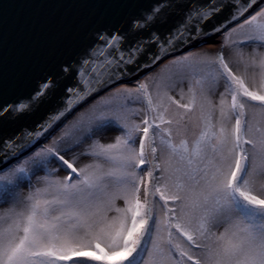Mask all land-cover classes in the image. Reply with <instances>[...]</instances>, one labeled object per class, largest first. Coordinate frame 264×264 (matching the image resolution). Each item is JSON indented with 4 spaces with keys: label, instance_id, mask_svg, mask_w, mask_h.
<instances>
[{
    "label": "snow or ice",
    "instance_id": "obj_1",
    "mask_svg": "<svg viewBox=\"0 0 264 264\" xmlns=\"http://www.w3.org/2000/svg\"><path fill=\"white\" fill-rule=\"evenodd\" d=\"M37 6L0 54V264H264V0Z\"/></svg>",
    "mask_w": 264,
    "mask_h": 264
},
{
    "label": "water",
    "instance_id": "obj_2",
    "mask_svg": "<svg viewBox=\"0 0 264 264\" xmlns=\"http://www.w3.org/2000/svg\"><path fill=\"white\" fill-rule=\"evenodd\" d=\"M8 5L0 18V33L6 43V52L0 47V54H6L8 71L19 70L23 53L33 30L46 19L57 15L54 9L37 6L41 0H0Z\"/></svg>",
    "mask_w": 264,
    "mask_h": 264
},
{
    "label": "rangeland",
    "instance_id": "obj_3",
    "mask_svg": "<svg viewBox=\"0 0 264 264\" xmlns=\"http://www.w3.org/2000/svg\"><path fill=\"white\" fill-rule=\"evenodd\" d=\"M113 133H109L108 135H112Z\"/></svg>",
    "mask_w": 264,
    "mask_h": 264
}]
</instances>
